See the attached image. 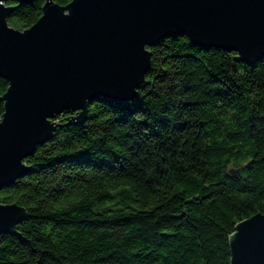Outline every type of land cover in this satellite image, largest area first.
Returning <instances> with one entry per match:
<instances>
[{"label":"trees","instance_id":"1","mask_svg":"<svg viewBox=\"0 0 264 264\" xmlns=\"http://www.w3.org/2000/svg\"><path fill=\"white\" fill-rule=\"evenodd\" d=\"M46 1H9V24L30 28ZM150 51L137 99L98 98L80 126L65 111L0 190L28 213L0 234V264H230L237 224L264 214V58L184 35ZM8 87L0 77V98Z\"/></svg>","mask_w":264,"mask_h":264},{"label":"water","instance_id":"2","mask_svg":"<svg viewBox=\"0 0 264 264\" xmlns=\"http://www.w3.org/2000/svg\"><path fill=\"white\" fill-rule=\"evenodd\" d=\"M17 4L0 0V190L30 172L25 160L51 140L56 119L83 125L98 98L128 103L138 97L151 65V48L186 36L197 47L239 54L255 65L264 58V0H47L26 30L9 24ZM28 218L17 204L0 202V234L16 235ZM230 264H264V214L237 224Z\"/></svg>","mask_w":264,"mask_h":264}]
</instances>
